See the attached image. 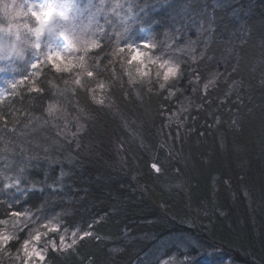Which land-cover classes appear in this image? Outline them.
Returning <instances> with one entry per match:
<instances>
[{
	"label": "trees",
	"instance_id": "1",
	"mask_svg": "<svg viewBox=\"0 0 264 264\" xmlns=\"http://www.w3.org/2000/svg\"><path fill=\"white\" fill-rule=\"evenodd\" d=\"M152 3L203 58L185 54L170 91L131 80L117 62L82 81L95 104L64 83L70 74L42 75L35 89L0 103V220L55 213L88 233L67 250L50 248L45 264H123L110 249L161 227L181 238L182 255L264 264V0ZM205 18L215 29L207 46L192 26ZM21 35L0 31V53L19 54ZM14 75L0 74V85ZM54 99L68 110L59 129L22 135ZM12 259L0 254V264H25Z\"/></svg>",
	"mask_w": 264,
	"mask_h": 264
},
{
	"label": "clouds",
	"instance_id": "2",
	"mask_svg": "<svg viewBox=\"0 0 264 264\" xmlns=\"http://www.w3.org/2000/svg\"><path fill=\"white\" fill-rule=\"evenodd\" d=\"M168 2L163 0V3ZM176 3L177 0H171L169 7ZM37 9L43 10V31L39 33L40 22L32 15ZM165 15L164 10L153 11L152 0H47L43 5L30 0H0V31H4L6 36L22 33L19 54L14 51L0 53V61H4L0 65V74L5 77L10 71L15 74L0 85V103L10 105L23 91L30 90L33 82L38 84L42 75L58 77L70 74L73 79L64 83L73 85L71 91L74 94L77 89L85 92L90 103L95 104V95L88 83L82 81L89 72L94 73L98 68H107L117 62L123 67L136 49L142 56L132 63L133 66L148 71L150 78L159 85L158 91H170V84L182 75L183 56L187 54L195 61L203 58V53L199 57L194 54L196 42H182L180 33L184 29L178 22L164 18ZM205 23L206 18L198 27L195 21L192 26L200 37H204L207 46L213 42L215 29L212 21H207V26ZM18 64L24 67L18 70ZM56 64L61 66L60 70ZM169 68L175 69V76L166 81L165 73ZM20 76L26 79L21 80ZM13 84L16 86L12 87ZM101 84L102 81L97 82V87ZM53 105L54 111L50 110ZM67 112V107L59 99L50 100L41 115L28 118L22 135H43L49 127L59 129L58 122L67 119ZM16 119L18 117H13ZM98 140L102 143V136ZM33 215L34 212L26 211L22 218L0 220V225H3L0 235L18 239L20 231L29 223H36L31 219ZM47 223L49 227L52 225L51 220ZM37 232H41L40 227H34L30 237ZM180 239L172 228L161 227L142 235L129 233L123 243L109 251L123 264H186L189 257L181 254ZM10 249L7 244L5 251Z\"/></svg>",
	"mask_w": 264,
	"mask_h": 264
},
{
	"label": "rangeland",
	"instance_id": "3",
	"mask_svg": "<svg viewBox=\"0 0 264 264\" xmlns=\"http://www.w3.org/2000/svg\"><path fill=\"white\" fill-rule=\"evenodd\" d=\"M31 3H35V4H38V5H43L45 3H47V0H30ZM35 11H38L40 13H42V16H43V10H40V9H37ZM124 67L126 68V71L128 73V76L130 77L131 80H134V81H138V80H144V79H149L150 78V74L148 71H146L143 67H141V69L143 70V72H137V68L133 66V64H129V63H126L124 64ZM131 73V75H130ZM146 73V74H145ZM175 76V74H170L168 76L167 79L171 78ZM165 79V80H167ZM97 99L100 100L102 99L103 97H101V91H99V93H97ZM178 115L176 113V115L174 114L171 118L173 119H177ZM18 215H13L11 218H22V214L23 213H17ZM32 220H35L36 223L35 224H32V223H29L28 224V227L24 228L23 231H20L18 233V236L19 238L17 240H19L20 238V241L18 243H16L17 241L14 242V246H12V241L14 240H11L8 242V246L11 247L12 249H10L9 251H5V248L7 247H4V248H0V254H6L8 253L13 259V262L15 263H20V262H25L26 264V261H25V258L23 256V250H22V244L25 240H28V239H31L30 237V232L31 230L34 228V227H40L41 228V239L40 241L38 242H34L35 243V246L42 251L45 259L43 261H40L38 258H32L31 261H27V264H45V260L47 258V252L49 251L50 248H53L52 247V243L51 242H55L56 244V248L57 250H67L68 248L70 247H67V248H64L61 241L63 239V242L64 244H68V245H71V247L77 242V240H79V238H81L85 233L86 231L82 232L80 230L79 227L77 228H69L68 226H66L64 223H63V219L60 218L59 215H56L55 213L51 214V215H44V214H39V213H36L34 212V215L31 217ZM51 220L52 221V225H58V230L57 231H50L49 230V226H48V221ZM48 226V227H46ZM0 227H3V225H0ZM10 229H11V225L8 226ZM73 233H75V237H73ZM75 239V243H73V240ZM189 240V238H184V241L185 243H187V241ZM185 243H180L184 248H188V245L185 244ZM212 251V250H211ZM211 251H206L208 254L209 252ZM214 252V251H212ZM211 252V253H212ZM183 255H186L189 257L188 259V263H196L197 264H213V263H210L208 262L205 258L203 259H197V258H193L191 257L189 254L185 253ZM187 263V264H188Z\"/></svg>",
	"mask_w": 264,
	"mask_h": 264
},
{
	"label": "snow or ice",
	"instance_id": "4",
	"mask_svg": "<svg viewBox=\"0 0 264 264\" xmlns=\"http://www.w3.org/2000/svg\"><path fill=\"white\" fill-rule=\"evenodd\" d=\"M32 15L35 16L36 20L38 22H40V27L37 29V32H41L43 31V19H42V13L38 12V11H35L33 10L32 12ZM92 46H96V45H92ZM132 46L130 45L129 48H131ZM121 51H123V49H121ZM56 55H59V53H57ZM142 56V53L139 52L138 49H136L135 51L131 52L130 54V59L128 61L129 64H132L133 62L135 61H138L140 59V57ZM60 65L59 64H56V68L57 70H60ZM68 67V66H66ZM137 72H143V70L141 68H137ZM146 74V73H145ZM170 74H175V69L174 68H169L167 70V72L165 73V79L168 78V76ZM89 76L93 75V73L89 72L88 73ZM131 75V73H130ZM22 82V81H21ZM16 85L13 84L12 87H15ZM99 87L103 88L104 85L101 84L99 85ZM33 88L35 89L36 88V85H35V82H33ZM50 110H55V106H51V109ZM14 215H18L17 213H14ZM48 227V226H46ZM58 225H51L49 227V230L50 231H57L58 230ZM75 233H73V237H75ZM84 235H88V233H85ZM83 238V236L81 237ZM13 239V237L11 235H7V234H4V235H0V248H4L7 246L8 242L11 241ZM41 239V233L37 232L34 236L31 237V239H28V240H25L22 244V250H23V256L25 258V261H26V264H27V261H31L32 258H38L40 261H43L45 259L43 253L41 250H39L36 246H35V243L34 242H38L40 241ZM75 239L73 240V243H75ZM52 243V247L55 249L56 248V244L55 242H51ZM62 245L64 248H67V247H71V245H68V244H64L63 242V239L61 241Z\"/></svg>",
	"mask_w": 264,
	"mask_h": 264
}]
</instances>
